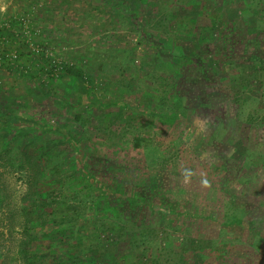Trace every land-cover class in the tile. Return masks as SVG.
I'll list each match as a JSON object with an SVG mask.
<instances>
[{"label": "rangeland", "instance_id": "374dc122", "mask_svg": "<svg viewBox=\"0 0 264 264\" xmlns=\"http://www.w3.org/2000/svg\"><path fill=\"white\" fill-rule=\"evenodd\" d=\"M117 1L0 0V264H264V46L236 0Z\"/></svg>", "mask_w": 264, "mask_h": 264}, {"label": "trees", "instance_id": "16d2710c", "mask_svg": "<svg viewBox=\"0 0 264 264\" xmlns=\"http://www.w3.org/2000/svg\"><path fill=\"white\" fill-rule=\"evenodd\" d=\"M120 4H126V0H118L117 1ZM237 4L239 5L240 8V23L237 22L236 24H240L242 26H244V28L247 30V32L253 37V40L257 41L258 43H261L264 46V25L261 22V20L257 21L258 19H262V13L264 11V0H236ZM263 20V19H262ZM215 24L212 23L211 24V30H213L214 32L216 31V28H214ZM238 26V25H235ZM222 29H224L225 27H221ZM228 31L229 28H226ZM232 32V31H230ZM221 33H223V30L221 31ZM262 47V46H260ZM258 46V49L260 48ZM260 61V66H262L264 68V59L263 58H259ZM205 64H203L202 66H204ZM259 66V67H260ZM86 90L84 92V95H86ZM190 122H192V118H188ZM31 122L33 123L34 127H38L39 124L37 122H35L34 120H31ZM195 131L197 133H201L200 129L197 128V126H193L191 125ZM39 129L44 130V129H49L52 132H56V130L50 126H46L44 127H40ZM63 138H65V136H62ZM70 144H72V147L74 149V151H76L78 149L77 146H75V144H73V142H70ZM86 156H81L80 159H77V163L75 164V174L77 175L78 179L81 181H84V183L86 184V188L91 189L92 191L95 190L99 193V195L106 199L108 202L112 201L113 198H115L117 201L116 203H118V206H120V201L121 202H125L127 199H130L131 193L128 190H121V189H115L112 190L108 185H106L105 183H103L100 179H98L95 176L96 171L93 170V168L90 166V164H88L86 162ZM95 172V173H94ZM231 182H229L228 184L231 185L233 183H235L236 181L230 179ZM234 181V182H233ZM149 207V210L156 211L157 214H175V215H179L181 214V212H171L168 209H165L164 207H153L150 204L147 205ZM28 264H36L35 261L27 262ZM39 264H42L41 262ZM44 264V263H43Z\"/></svg>", "mask_w": 264, "mask_h": 264}]
</instances>
